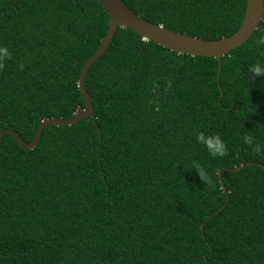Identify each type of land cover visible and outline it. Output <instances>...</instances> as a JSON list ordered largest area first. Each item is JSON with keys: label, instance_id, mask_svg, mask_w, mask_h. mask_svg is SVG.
I'll return each instance as SVG.
<instances>
[{"label": "trees", "instance_id": "obj_1", "mask_svg": "<svg viewBox=\"0 0 264 264\" xmlns=\"http://www.w3.org/2000/svg\"><path fill=\"white\" fill-rule=\"evenodd\" d=\"M123 3L210 41L234 34L246 8ZM109 22L98 0H0V46L10 52L0 66V132L31 143L43 120L85 108L80 74ZM262 33L264 15L220 65L118 28L85 79L94 121L46 126L33 149L2 137L0 264H264V77L247 70L264 65ZM197 132L219 135L225 154L209 157Z\"/></svg>", "mask_w": 264, "mask_h": 264}, {"label": "water", "instance_id": "obj_2", "mask_svg": "<svg viewBox=\"0 0 264 264\" xmlns=\"http://www.w3.org/2000/svg\"><path fill=\"white\" fill-rule=\"evenodd\" d=\"M98 1L103 7L104 12L109 16L110 22L106 35L103 37L97 50L86 61L80 74L78 87L85 102V108L75 113L71 119L52 117L43 120L35 133L34 140L31 143L24 142L16 131L4 129L0 132V144L2 137L5 134H9L16 139L22 148L33 149L38 145L41 138V132L46 126H71L87 117L92 118L94 121V106L85 89V79L89 69L103 54L118 28L130 29L137 33L143 40L154 42L155 44L177 54H186L193 57L203 56L215 58L221 65V58L223 56L247 42V40L259 27L264 15V0H246L245 13L239 29L228 37L210 41L178 33L173 30L166 29L161 25L151 23L127 8V6L123 3V0ZM219 75L220 73H218V79ZM99 137L101 139L100 131ZM249 164L250 163L247 165ZM243 167L244 165L231 170L237 171ZM224 170L230 169H223L218 173V177L223 190L226 191L221 180V173Z\"/></svg>", "mask_w": 264, "mask_h": 264}, {"label": "clouds", "instance_id": "obj_3", "mask_svg": "<svg viewBox=\"0 0 264 264\" xmlns=\"http://www.w3.org/2000/svg\"><path fill=\"white\" fill-rule=\"evenodd\" d=\"M255 43L258 49H264V33L259 35ZM9 58V50L6 47L0 46V66H3V62ZM247 70L255 77H264V65L259 62L247 66ZM195 139L198 144L203 145L209 157H222L225 154L226 146L219 135H205L203 132H197ZM241 139L244 144L252 146V151L260 153V145L253 144V139L251 136L244 135ZM192 164V169H195L198 177L203 180L205 178V173L203 169L196 161H193Z\"/></svg>", "mask_w": 264, "mask_h": 264}]
</instances>
